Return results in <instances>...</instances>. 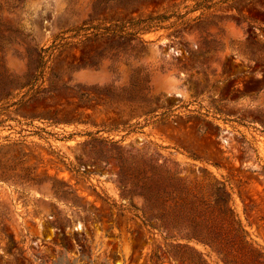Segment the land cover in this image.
Returning a JSON list of instances; mask_svg holds the SVG:
<instances>
[{
	"label": "rangeland",
	"instance_id": "1",
	"mask_svg": "<svg viewBox=\"0 0 264 264\" xmlns=\"http://www.w3.org/2000/svg\"><path fill=\"white\" fill-rule=\"evenodd\" d=\"M242 236L264 0H0V264H257Z\"/></svg>",
	"mask_w": 264,
	"mask_h": 264
},
{
	"label": "trees",
	"instance_id": "2",
	"mask_svg": "<svg viewBox=\"0 0 264 264\" xmlns=\"http://www.w3.org/2000/svg\"><path fill=\"white\" fill-rule=\"evenodd\" d=\"M224 215L230 217L233 221L237 222L240 225V223L237 221L232 209L227 208L226 211L224 212ZM187 238L188 239L195 238L204 244H208V245L212 246L211 241H208L209 239L207 237H205L204 235H202V233L196 234L194 236L192 235V236H189ZM241 239H242L244 245L247 246V249L249 250V252H251V254L255 255L256 263L257 264H264V254L259 249L254 247L252 243H250L248 240H246L245 237L242 236ZM192 249L196 250L193 247H192ZM202 261L205 262V259H203Z\"/></svg>",
	"mask_w": 264,
	"mask_h": 264
}]
</instances>
